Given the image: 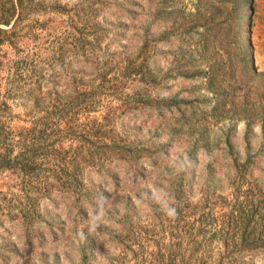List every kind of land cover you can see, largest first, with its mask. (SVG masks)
I'll return each mask as SVG.
<instances>
[{
	"label": "rangeland",
	"instance_id": "rangeland-1",
	"mask_svg": "<svg viewBox=\"0 0 264 264\" xmlns=\"http://www.w3.org/2000/svg\"><path fill=\"white\" fill-rule=\"evenodd\" d=\"M208 1L217 5L216 0ZM136 3L142 8L133 7ZM103 5L95 19L98 33L92 35L99 38L98 48L92 50L95 59L71 65L65 61L57 71L52 69L54 79L58 85L67 81L84 87L100 83V74L105 72V86L115 83L117 95L101 96L98 111L90 115L97 117L111 107V124L143 147L137 162L144 164L146 178L135 186L120 170L118 186L108 178L95 179L89 186L91 195L111 196L88 222L73 220L75 210L66 202L57 208L42 206L39 224L46 234L44 246H26L18 232L0 235V248L6 245L17 252L8 264H156L157 258L159 264H213L218 256L228 261L227 255L241 256L244 264H256L257 259L264 264V130L255 126L245 135L243 123L232 128L223 121L211 125L209 136H201L204 118L194 110L202 108L201 102L210 94L194 75L206 67H199L195 60L204 54V62L211 64L215 50L212 45L203 46L201 30L191 28L197 0H173L172 7L159 12L143 0H108ZM115 5L121 10L115 11ZM243 5L240 20L244 21L248 10L251 13L250 46L244 45V50L253 52L255 65L262 70L264 0ZM214 21L210 18L208 24ZM245 33L243 26L241 34ZM28 38H19L17 46H35ZM1 49L11 55L7 45ZM130 65L137 71L129 76L126 68ZM10 105L11 114L20 119H14L12 125H24L21 119L26 118L31 104L14 100ZM239 176L243 180L240 190L252 185L257 194L260 216L249 227L239 225L237 229L233 223L227 227L221 217L233 207L218 199L229 197L230 185ZM5 180L0 176L1 190ZM128 187L132 192L129 202L123 193L118 195ZM203 205L206 207L201 208ZM168 208L176 210L174 217L167 214ZM180 213L184 223L177 217ZM60 224H64V232L52 242L50 234L61 230ZM234 230V244L224 248L223 232L231 236ZM136 242L145 249L139 253L144 258L133 259L125 251V246L134 249ZM150 253L155 259L149 262Z\"/></svg>",
	"mask_w": 264,
	"mask_h": 264
},
{
	"label": "trees",
	"instance_id": "trees-1",
	"mask_svg": "<svg viewBox=\"0 0 264 264\" xmlns=\"http://www.w3.org/2000/svg\"><path fill=\"white\" fill-rule=\"evenodd\" d=\"M105 1L108 0H0V176L7 178L1 182L4 190L0 189V235L18 232L24 236L26 246L45 244L46 234L39 224L42 206L57 208L66 202L75 210L73 220L88 222L111 196L91 195L89 186L95 179L108 178L118 186L122 182L120 170L135 186L146 178L144 164L137 162L143 147L111 124L114 116L111 107L97 117L90 115L98 111L101 96L117 95L115 83L109 88L105 86V72L100 74V83L84 87L67 81L58 85L54 79L52 69L57 71L65 61L70 65L86 64L95 59L92 50L98 48L99 38L92 35L98 33L95 19ZM143 1L158 12L173 5V0ZM245 1L251 2L216 0L217 5L211 6L208 0H197L191 28L194 32L201 30L203 46L212 45L215 50L211 64L204 62V54L195 60L199 67H206L196 70L194 75L210 94L201 102L202 108L194 110L204 118L200 133L203 137L210 135L211 125L223 121L230 122L232 128L243 123L245 135L255 126L264 130V69L258 70L253 52L246 54L244 50V45L250 43L251 26L250 10L244 21L239 18ZM113 7L115 11L121 10ZM133 7L141 9L142 5L136 3ZM210 18L215 21L209 25ZM243 26L245 35L241 34ZM23 36L29 37L35 46L18 47V39ZM5 45L11 48L9 56L1 49ZM126 70L129 76L137 71L133 65ZM14 100L31 104L26 118L21 119L24 125H12L14 119L20 120L10 112V102ZM240 182L242 176L230 185L229 197L218 199L233 207L222 212L221 217L226 219L227 227L233 223L237 229L239 225L249 227L258 217L260 205L252 185L242 192ZM122 193L129 202L132 193L129 187L118 195ZM211 204L215 205V200ZM236 206L238 209H234ZM177 217L184 223L183 214ZM60 226L61 230L50 234L52 242L63 234L64 224ZM235 231L231 236L223 232L220 239L224 248L235 241L232 236ZM125 251L133 259L144 258L140 254L145 249L139 242L134 249L125 246ZM16 254L4 245L0 248V264H8ZM231 256H225L230 257L225 262L224 257L218 256L213 264L245 263L241 256ZM154 259L150 253L149 262Z\"/></svg>",
	"mask_w": 264,
	"mask_h": 264
},
{
	"label": "clouds",
	"instance_id": "clouds-1",
	"mask_svg": "<svg viewBox=\"0 0 264 264\" xmlns=\"http://www.w3.org/2000/svg\"><path fill=\"white\" fill-rule=\"evenodd\" d=\"M167 214L169 216H173L174 217L175 214H176V210L174 208H168L167 209ZM256 264H261V261L259 259H257Z\"/></svg>",
	"mask_w": 264,
	"mask_h": 264
},
{
	"label": "water",
	"instance_id": "water-1",
	"mask_svg": "<svg viewBox=\"0 0 264 264\" xmlns=\"http://www.w3.org/2000/svg\"><path fill=\"white\" fill-rule=\"evenodd\" d=\"M248 25H249V23H248Z\"/></svg>",
	"mask_w": 264,
	"mask_h": 264
}]
</instances>
